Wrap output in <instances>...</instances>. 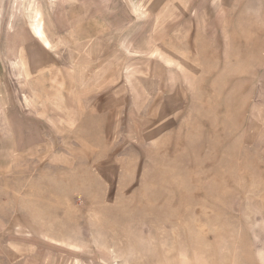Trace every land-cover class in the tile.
<instances>
[{
  "label": "rangeland",
  "instance_id": "rangeland-1",
  "mask_svg": "<svg viewBox=\"0 0 264 264\" xmlns=\"http://www.w3.org/2000/svg\"><path fill=\"white\" fill-rule=\"evenodd\" d=\"M223 4L0 0V264H264L258 29Z\"/></svg>",
  "mask_w": 264,
  "mask_h": 264
},
{
  "label": "crops",
  "instance_id": "crops-1",
  "mask_svg": "<svg viewBox=\"0 0 264 264\" xmlns=\"http://www.w3.org/2000/svg\"><path fill=\"white\" fill-rule=\"evenodd\" d=\"M234 0H225V12H226V19L227 17H230V13H233L234 11H239V9L242 12V21L248 28H257V34L256 38L253 40V42H257V50L254 54L250 53V39H248L243 42L242 44V69L244 70V74H247L250 76H257L258 77V84H259V96H258V107H261L264 109V0H241L240 3H238V0L233 2ZM241 4V5H240ZM221 9H218L220 11ZM233 16V14H232ZM252 33V31H251ZM254 34V33H253ZM256 40V41H255ZM232 44L229 41H227L226 45ZM233 51V48L230 49L229 47L226 46V53H229V56H225L227 61H230L229 70L234 69V64H233V54L230 53V51ZM254 54V55H253ZM213 58V57H212ZM256 59V64L252 63L251 60L253 61ZM231 74H234L233 72ZM60 83V82H59ZM59 85V87H57ZM56 85V89H53V92L51 91L50 96H53V101H56L54 104H42L43 100H39L38 103H41L39 107L41 108H60L62 111H53L55 114L57 113L58 115H65L64 119L60 118V123L57 122L56 119L51 118L53 121L56 122V124H64L63 127L67 130H71L72 126L74 123H77L76 121L71 120L69 118V115H72L73 112L69 111L68 109L77 107L75 103L69 104L68 102L72 101L75 97L72 92L73 87L65 84H58ZM55 92V93H54ZM64 100V104L63 101ZM81 99L79 100V103H81ZM78 103V102H77ZM117 103H115V106ZM68 108V109H66ZM116 108V107H115ZM111 112V111H109ZM109 112H106L105 110L102 112L101 116H104L103 121H99V130L100 131H109V130H114L117 131V121H114V123L111 122H106L105 118L106 117H114V115H117V111L115 110L114 115H108Z\"/></svg>",
  "mask_w": 264,
  "mask_h": 264
}]
</instances>
